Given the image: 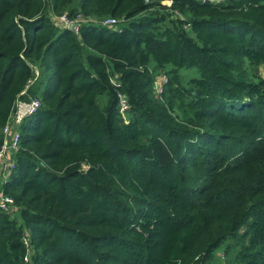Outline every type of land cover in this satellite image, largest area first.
<instances>
[{"label":"trees","instance_id":"1","mask_svg":"<svg viewBox=\"0 0 264 264\" xmlns=\"http://www.w3.org/2000/svg\"><path fill=\"white\" fill-rule=\"evenodd\" d=\"M262 69L264 0H0V264H264Z\"/></svg>","mask_w":264,"mask_h":264},{"label":"built area","instance_id":"2","mask_svg":"<svg viewBox=\"0 0 264 264\" xmlns=\"http://www.w3.org/2000/svg\"><path fill=\"white\" fill-rule=\"evenodd\" d=\"M53 24L63 27L70 28L73 25L71 30L73 32H77L79 24L81 23H92L93 20H85L83 17H76L72 20L68 19L65 15H61L59 17H51ZM93 23H98L102 26H113L117 23L116 20L112 18H106L99 21H93ZM165 81L164 76H157L153 82V92L155 94H159L161 92V84ZM24 91L21 92V94ZM20 94V95H21ZM22 104L21 107L18 105ZM118 110L120 113H123L127 105L125 103L124 97L122 95H118ZM39 107V101L35 98L28 102H19V99L15 102V109L13 113L9 116L6 124L2 128V142L0 146V179H2V185L5 182L7 176L9 175L12 167L13 160L12 155L16 150L17 142H18V126L26 116L33 113L36 108ZM10 207H14L12 200L2 194V186L0 187V209L4 211H8Z\"/></svg>","mask_w":264,"mask_h":264},{"label":"rangeland","instance_id":"3","mask_svg":"<svg viewBox=\"0 0 264 264\" xmlns=\"http://www.w3.org/2000/svg\"><path fill=\"white\" fill-rule=\"evenodd\" d=\"M260 75L264 77V69L261 70ZM31 83H32V81H29V83L27 84V86L24 89V92L19 96V98H18L19 102H28V101L32 100V96L30 94L28 95V93H27V89H28V87L30 86ZM26 94H27L26 99L21 98L22 95H26ZM21 105L22 104H19L17 109H19V106L21 107ZM1 186H2V179H0V187ZM13 211H15L14 207L13 208L10 207L8 209V212H13ZM222 250H223L222 245H220L219 247L214 249V251H213L214 259L212 260V262L210 264H222V263H224L223 262L224 261V257H223V251Z\"/></svg>","mask_w":264,"mask_h":264},{"label":"water","instance_id":"4","mask_svg":"<svg viewBox=\"0 0 264 264\" xmlns=\"http://www.w3.org/2000/svg\"><path fill=\"white\" fill-rule=\"evenodd\" d=\"M73 27V25L72 26H70V28L69 29H71Z\"/></svg>","mask_w":264,"mask_h":264}]
</instances>
